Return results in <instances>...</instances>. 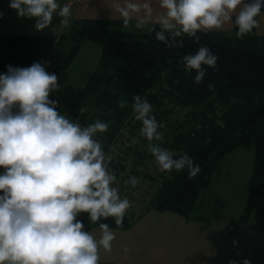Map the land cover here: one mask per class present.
Listing matches in <instances>:
<instances>
[{
  "label": "clouds",
  "instance_id": "obj_1",
  "mask_svg": "<svg viewBox=\"0 0 264 264\" xmlns=\"http://www.w3.org/2000/svg\"><path fill=\"white\" fill-rule=\"evenodd\" d=\"M123 24L136 28L153 25L155 36L169 46L182 47L185 35L199 41L198 31L235 26L244 38L260 24L264 0H104ZM18 16L35 17V28L69 25L72 9L61 0H9ZM3 13L0 12V16ZM158 26V27H157ZM218 56L207 45L181 57L184 70L199 83ZM50 61L28 66L6 65L0 72V264H100V249L111 251L115 232L107 222L122 226L132 201L121 196L111 167L113 156L105 151L99 134L111 121L96 118L81 124L58 109L50 97L58 89V75L49 72ZM209 83V87H211ZM121 107L124 104L121 103ZM134 118L162 171L188 170L189 178L201 171L188 152L174 153L163 143L162 126L152 113V103L135 94ZM137 175L125 181L140 183ZM99 221L97 239L79 217ZM234 244L238 241H233ZM229 264H240L232 259ZM242 264H252L242 257Z\"/></svg>",
  "mask_w": 264,
  "mask_h": 264
},
{
  "label": "trees",
  "instance_id": "obj_2",
  "mask_svg": "<svg viewBox=\"0 0 264 264\" xmlns=\"http://www.w3.org/2000/svg\"><path fill=\"white\" fill-rule=\"evenodd\" d=\"M129 26L134 23L125 25L119 18H85L71 21L57 35H0V72L7 71L9 63L28 66L34 61H49L57 39L68 41L70 47L64 59L50 62L49 72L69 64L82 43H98V64L66 115L85 125L96 118L111 121L99 134L105 149L121 126L129 124L130 133L141 128L131 107L133 96L139 94L152 103V113L164 123L159 128L169 140L164 145L177 154L188 152L201 165V171L192 178L186 168L165 170L164 181L146 210H169L190 218L221 157L240 145H253L254 164L244 208L247 217L255 198L264 194V35H258L254 28L241 39L233 26L231 31H198L199 41L185 35L179 47L159 41L153 27L137 33ZM202 44L209 46L218 59L215 67L206 66L204 80L197 83L195 70L186 72L181 57L194 53ZM167 103L179 106V111L184 109V115L172 119L173 108ZM139 140L145 150H130L137 162L149 154V141L142 135ZM79 218L89 231L100 228V222H90L86 213ZM137 220L125 215L122 226L115 225L112 218L107 222L113 229L126 230Z\"/></svg>",
  "mask_w": 264,
  "mask_h": 264
},
{
  "label": "crops",
  "instance_id": "obj_3",
  "mask_svg": "<svg viewBox=\"0 0 264 264\" xmlns=\"http://www.w3.org/2000/svg\"><path fill=\"white\" fill-rule=\"evenodd\" d=\"M70 0H61V3H67ZM85 7L78 9L86 18L98 19H115L118 18V13L113 11L111 16V9L104 2V0H85ZM83 7V6H82ZM0 35H57L63 30L61 28V17L54 15L52 24L46 26L42 30H37L33 23L35 17H21L17 15L14 8L9 7V0H0ZM260 21L256 28L258 35H264V11L257 17ZM60 27V28H59ZM233 26L226 25L221 29L224 31H231ZM62 40H57L55 44L56 51L50 54L49 61H60L64 59L70 47V43L63 42L62 49L58 50L59 44ZM67 48L63 53L62 51ZM66 52V53H65ZM55 53L58 57L54 58ZM62 57V58H61ZM59 58H61L59 60ZM222 173L219 171V178ZM213 177V176H212ZM212 179V183L219 182L218 179ZM228 178L225 174L224 178ZM225 181V180H224ZM209 186L206 188L208 189ZM205 189V190H206ZM204 190V191H205ZM214 192V191H213ZM215 193V192H214ZM216 194V193H215ZM212 197L201 193L196 203L199 206L195 211L200 209L212 208L216 202L221 200L213 193ZM211 198V199H210ZM217 198H220L219 200ZM154 210L149 209L139 220H137V227L144 228L156 221L165 220L163 216L160 219L154 218ZM179 215V214H178ZM172 217L177 223L176 232L169 234L167 232H151L150 239L151 248L155 250L156 260L153 264H229V261L235 259L242 264V257L251 259L252 264H264V226L257 224H249L248 222H239L234 224L229 219H214L207 216H192L185 219L183 216H167ZM247 218V217H246ZM247 220V219H246ZM98 229V230H97ZM113 229V228H112ZM92 230V229H91ZM90 230V231H91ZM115 232V239L112 241V247L122 235V229H113ZM94 236L99 238L101 229L95 228ZM140 234L137 233L133 238L139 246ZM162 236H164L162 238ZM137 238V239H136ZM238 241L234 244L233 241ZM140 247V246H139ZM127 252V255L121 256L119 250ZM119 248L117 251L106 253L100 249V263L109 264H152L147 262L145 258H137L135 260L132 250L136 253L135 248L129 247ZM106 253V254H105Z\"/></svg>",
  "mask_w": 264,
  "mask_h": 264
},
{
  "label": "rangeland",
  "instance_id": "obj_4",
  "mask_svg": "<svg viewBox=\"0 0 264 264\" xmlns=\"http://www.w3.org/2000/svg\"><path fill=\"white\" fill-rule=\"evenodd\" d=\"M71 5L72 9V16L70 17V22L75 19H85L86 17L81 14V11L78 9L84 8L85 0H70L67 2ZM83 6V7H82ZM62 19V18H61ZM112 19V18H111ZM133 23H135L133 21ZM35 25V23H33ZM64 28L65 25L61 24V28ZM153 27L152 24H147L143 28H136L135 26H129L134 32L143 33L151 31ZM60 28V27H59ZM60 33V32H59ZM58 40V39H57ZM56 40V41H57ZM55 41V44H56ZM63 42L62 41L59 46L58 50L62 49ZM55 45L51 49V54L53 51H56ZM69 48V46L67 47ZM65 48L62 53L67 50ZM66 53V52H65ZM101 54V46L93 41H86L81 44L78 51L72 58L69 64L65 66L59 67L55 72L58 75V84L60 87L53 92L50 93V97L53 99H57L59 101L57 107L63 114L66 115L68 109L76 99L78 93L80 92L81 88L87 81L90 72L96 67L98 61L100 59ZM58 57L55 53L54 58ZM62 58V57H61ZM59 58V60L61 59ZM50 63L46 65L47 70H49ZM49 67V68H48ZM167 106L173 108V114H171V118L176 119L183 116L185 113L184 109L179 111L177 105L174 103H167ZM177 116V117H176ZM182 118V117H181ZM119 132V131H118ZM117 132V133H118ZM115 135V134H114ZM163 141H159L157 143L165 144V141H169L167 135H163ZM176 153L175 151H173ZM254 164V146H244L240 145L234 148L232 151L227 152L224 154L221 159L219 160L214 172H213V179L219 178V171L222 173L220 175L219 182L212 183V179L209 183V188L205 191L203 190L201 193L206 195L205 201L208 197H212V193L216 195L219 201L214 204L212 208H204L200 209L199 211H195L194 209L191 211L192 216H209L214 219H229L234 224L239 222H248L249 224H257L264 226V194L259 195L255 198V205L250 211V214L247 218L244 215V208L248 203L249 198V180L253 170ZM227 175L228 178H224V175ZM225 180V181H224ZM216 193H214V192ZM219 195V196H218ZM202 199L201 197L199 200ZM211 199V198H210ZM199 206L198 202L196 203L197 209ZM195 207V206H194ZM154 211V218L160 219V216H163L165 220L156 221L144 228L137 227V222L135 221L131 223L130 227L126 230L121 232L118 241L112 247L111 251H117L119 248L123 249L124 247H129L131 249L135 248L137 255L132 250V254L135 260L137 258H145L147 262L152 263L155 262L156 256L155 250L151 248L150 239L146 236H150L151 232L155 231L158 234L161 232H167L169 234L175 233L178 227V223L172 218L167 217L168 215L180 216L178 213L174 211ZM247 219V220H246ZM237 222V223H236ZM95 229V228H94ZM92 229L91 231H93ZM98 230V229H97ZM93 233V232H92ZM139 233L140 240L138 242L139 246L136 244V241L133 239L135 235ZM164 236H162L163 238ZM98 239V238H97ZM137 239V238H136ZM102 251L109 253L108 251L101 248ZM124 249L119 253L123 254ZM105 253V254H106ZM123 255H127V252H124Z\"/></svg>",
  "mask_w": 264,
  "mask_h": 264
},
{
  "label": "built area",
  "instance_id": "obj_5",
  "mask_svg": "<svg viewBox=\"0 0 264 264\" xmlns=\"http://www.w3.org/2000/svg\"><path fill=\"white\" fill-rule=\"evenodd\" d=\"M160 124L163 128L164 123ZM131 129L129 124L121 126L119 132L108 142L105 151L113 156L111 167L116 173V186L121 196H127L133 202L125 215L137 220L145 213L150 199L164 181L165 173L159 168L150 152L139 162L132 156L131 148L143 152L145 147L139 140L140 129H134L130 133ZM133 174L141 178L140 183L135 186L125 183Z\"/></svg>",
  "mask_w": 264,
  "mask_h": 264
}]
</instances>
